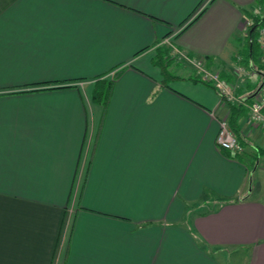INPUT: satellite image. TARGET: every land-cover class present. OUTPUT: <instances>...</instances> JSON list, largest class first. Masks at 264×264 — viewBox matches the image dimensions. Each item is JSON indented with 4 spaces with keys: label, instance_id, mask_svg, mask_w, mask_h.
Listing matches in <instances>:
<instances>
[{
    "label": "crops",
    "instance_id": "1",
    "mask_svg": "<svg viewBox=\"0 0 264 264\" xmlns=\"http://www.w3.org/2000/svg\"><path fill=\"white\" fill-rule=\"evenodd\" d=\"M206 1L0 0V264H225L239 249L264 264L253 99L235 158L216 143L231 107L186 62L165 79L158 55L171 38L232 85L258 63L246 22L264 0ZM103 81L107 108L92 100Z\"/></svg>",
    "mask_w": 264,
    "mask_h": 264
},
{
    "label": "built area",
    "instance_id": "2",
    "mask_svg": "<svg viewBox=\"0 0 264 264\" xmlns=\"http://www.w3.org/2000/svg\"><path fill=\"white\" fill-rule=\"evenodd\" d=\"M209 1V0H208ZM205 2V4L208 3ZM252 14L257 19L264 18V6H259L252 9ZM254 25L252 20L246 22V28H251ZM258 42L263 46L264 43V27L259 28ZM164 44L168 45L171 49V56L180 62H186L192 66L197 75L205 82L211 83L219 97L225 98L228 102L235 103L239 102V99L235 95L236 90L244 84L247 77L253 75L257 68L252 64L249 68L240 66L238 68L239 81L236 85H232L222 79L219 73L212 72L207 68L204 60L189 57L183 54L176 46H174L171 38L166 39ZM260 63L264 66V56L260 59ZM116 71L110 74V77L114 78ZM220 98V99H221ZM252 103L249 105L248 120L252 127L264 132V83L259 86L258 90L252 97ZM217 146L225 151H230L235 154H241L244 152L243 146L240 144L238 137L231 130L230 125L227 121L223 120L220 123V130L216 138Z\"/></svg>",
    "mask_w": 264,
    "mask_h": 264
},
{
    "label": "trees",
    "instance_id": "3",
    "mask_svg": "<svg viewBox=\"0 0 264 264\" xmlns=\"http://www.w3.org/2000/svg\"><path fill=\"white\" fill-rule=\"evenodd\" d=\"M204 3V2H203ZM199 6V10L200 8L202 7V4ZM199 10L196 12L197 13V17L194 19V21L196 19H198L200 16H202L203 14V11L202 12H199ZM199 12V13H198ZM195 13V14H196ZM194 16V14H193ZM192 19L189 18L187 19V21H185L183 24H186L188 23L190 20ZM193 22V21H192ZM264 24V18L263 20L260 19V20H257L255 22V24L250 28V32L252 33V30H253V33H252V44L251 46H249V49L251 50V53H252V56L253 57H256V59L258 60V63H255L253 64L256 68H257V72L258 71H263L262 70V67L264 68V66L261 65L260 63V59L264 56L260 51H259V47H261L260 43L258 42V40H254V34H256V31L257 29L259 28V26L263 25ZM258 53H260V55H258ZM159 58L162 60V62L164 63L163 67H162V70H163V73H164V76H165V79H167L166 77H169V67L172 65V63L175 61V58H173L171 56V50L170 49H167V48H160L159 49ZM264 74V73H263ZM171 78H174V77H171ZM191 81H194V82H197V83H204V84H207L208 86L212 87L214 90H215V87L211 84V83H207L205 81H203L199 76H196V77H191L190 78ZM113 85L114 83L113 82H108V81H103V82H98L94 91H93V95H92V100L95 104H98V105H101L103 106L104 108H107L109 102H110V99H111V93H112V89H113ZM255 86V85H254ZM254 86H250V87H243L241 90H239L237 92V98L239 99V102L238 104H231L230 102H228L225 98H221V100L228 106L231 107V112H232V117L230 119V121L228 122L229 125H230V128L231 130L235 133V135L238 137V140L240 142L241 145H243L244 143L242 142V138L240 136V128H239V125H238V117L240 116L239 114L242 113L245 114V112H247V109L244 108V105H242V103H247L249 101L252 100V96L254 95V93L258 90V88H255V89H252L251 92L249 91V89L253 88ZM237 91V90H236ZM250 92L249 96H246V97H242V96H245L244 94L246 92ZM249 107V106H248ZM249 109V108H248ZM236 112L235 114L233 112ZM230 153V151H228ZM232 153V152H231ZM264 153V151H263ZM258 154H261V153H258ZM233 157L235 158H240L241 157L243 158V154H233ZM254 163L253 165L256 164V161L258 160V155H255L254 156Z\"/></svg>",
    "mask_w": 264,
    "mask_h": 264
},
{
    "label": "rangeland",
    "instance_id": "4",
    "mask_svg": "<svg viewBox=\"0 0 264 264\" xmlns=\"http://www.w3.org/2000/svg\"><path fill=\"white\" fill-rule=\"evenodd\" d=\"M208 2H210V0ZM235 94H236V92H235ZM263 147H264V143H263ZM259 160H260L261 164L264 163V153L262 155H259ZM257 168H258L257 161H256L255 165L249 166V175L247 178V185H248L249 189L253 188L254 190H256V188L258 186L260 175H259V171L257 170ZM243 255H245L244 250L239 249L238 251H235V252H231V253L227 252V253L221 254L219 256V258L225 264H243L241 262V260H242L241 256H243Z\"/></svg>",
    "mask_w": 264,
    "mask_h": 264
}]
</instances>
